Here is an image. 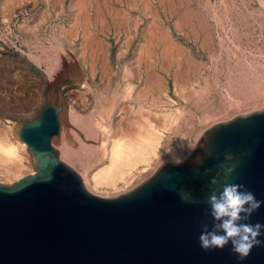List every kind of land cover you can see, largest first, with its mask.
<instances>
[{"label":"rangeland","instance_id":"1","mask_svg":"<svg viewBox=\"0 0 264 264\" xmlns=\"http://www.w3.org/2000/svg\"><path fill=\"white\" fill-rule=\"evenodd\" d=\"M145 3H140L143 15L152 6L161 21V30H154L153 35L158 39L163 34L172 41L170 53L165 52V39L153 38L155 43H148L140 30V37L132 39L128 50L120 55H116L117 48L120 50L117 45L124 39H97L102 53L92 52L95 57L89 58L91 52H85L82 37L59 30L55 38H48L33 31V10L17 6V0H0V146L15 145L19 154L12 157L1 152V182L11 183L33 172L26 149H21V142L11 135L12 126L15 120L34 116L44 90L56 81L63 84L61 92L68 110L62 122L66 130L62 128L64 134L52 144L90 191L109 197L133 188L162 163L183 160L198 134L211 124L264 106V0ZM136 4L139 9L138 0ZM17 11L21 14L12 17ZM63 67L78 69L81 74L61 76ZM72 113L81 121L72 120ZM147 121L162 135L155 156L150 154L151 161L135 165L133 176L126 182L92 185V173L110 162L108 148L113 146V137L121 138V142L130 136L135 139ZM129 129L136 130L135 135L126 136ZM97 134L107 135L105 146Z\"/></svg>","mask_w":264,"mask_h":264},{"label":"water","instance_id":"2","mask_svg":"<svg viewBox=\"0 0 264 264\" xmlns=\"http://www.w3.org/2000/svg\"><path fill=\"white\" fill-rule=\"evenodd\" d=\"M62 86L53 82L34 116L13 123L33 173L0 181V264H264V228L242 260L230 242H198L212 225L208 197L224 183L262 202L242 222L264 225V106L211 124L183 160L109 197L87 190L51 144L66 112Z\"/></svg>","mask_w":264,"mask_h":264},{"label":"crops","instance_id":"3","mask_svg":"<svg viewBox=\"0 0 264 264\" xmlns=\"http://www.w3.org/2000/svg\"><path fill=\"white\" fill-rule=\"evenodd\" d=\"M17 1V6H24L33 10V31H39L48 38H55L59 30L62 32L68 30L69 34L67 35L75 38L81 36L85 39L90 36V39L94 38L96 41L100 38L110 37L124 39L119 40V46L117 45V47L120 50L118 52L117 48L116 55H120L119 53L128 50L131 40L140 37V30L143 32L144 37L151 36V40L154 38L152 37L154 29L161 30V21L159 22V19L156 17L154 9L148 8V11L144 14L145 17L140 9V3L147 2V0H138L140 10L137 8V0H84L85 2L87 1V4L79 0L78 2H81L82 5L85 3L81 6L82 8L79 7L77 1L73 2V0H56V2L54 0ZM83 7L85 8L83 9ZM137 11L140 13V17ZM151 11L154 12L152 13ZM74 18L79 20H75ZM98 42L100 44V41ZM151 43H154V41L152 40ZM90 46L86 44L84 46L87 53L91 50ZM96 50V48H93L91 51L101 53V46H98V50ZM132 68L134 66H124V69Z\"/></svg>","mask_w":264,"mask_h":264},{"label":"bare ground","instance_id":"4","mask_svg":"<svg viewBox=\"0 0 264 264\" xmlns=\"http://www.w3.org/2000/svg\"><path fill=\"white\" fill-rule=\"evenodd\" d=\"M77 2L79 1V0H76ZM77 2H76V4H77ZM81 2H85L84 0L82 1L81 0ZM81 2H78V4H79V7H81V6H83L85 3H83V5H82V3ZM147 2H148V0H147ZM146 2V3H147ZM173 2V1H172ZM81 3V4H80ZM103 3V2H102ZM143 3V2H142ZM152 3V2H151ZM87 4V3H86ZM148 4V3H147ZM86 6V5H85ZM93 6H95V5H93ZM99 7V6H98ZM105 7V6H104ZM77 8V7H76ZM82 8V7H81ZM85 7H83V9H84ZM151 8H152V6H151ZM78 10H80L79 8H78ZM99 11H100V9H99ZM95 12V11H94ZM152 12V11H151ZM154 12V11H153ZM152 12V13H153ZM84 13V12H83ZM96 13V12H95ZM114 13V12H113ZM76 14V13H75ZM82 15V14H81ZM95 16V15H94ZM100 16V15H99ZM179 16H180V14H179ZM178 16V17H179ZM76 17H79V16H76ZM85 17H86V15H85ZM101 17V16H100ZM161 17V16H160ZM94 18V17H93ZM96 18V17H95ZM75 19V18H74ZM75 20H79V19H75ZM100 20H101V18H100ZM84 21V20H83ZM76 22V21H75ZM81 22H82V20H81ZM79 23V22H78ZM85 23V22H84ZM158 23V22H157ZM81 24V23H80ZM75 25H76V23H75ZM150 28V27H149ZM152 29V28H151ZM155 31H157L156 29H154ZM75 31V30H74ZM147 31V30H146ZM152 31H153V29H152ZM83 32V31H82ZM154 32V31H153ZM152 32V33H153ZM93 34V33H92ZM89 35V34H88ZM91 35V34H90ZM146 35H147V33H146ZM152 35V34H151ZM161 35V34H160ZM165 35V34H164ZM71 36V35H70ZM168 36V35H167ZM81 37V36H80ZM85 37V36H84ZM92 37V36H91ZM152 37H154V40L155 41H157V40H159L160 38H163V39H165V41H166V43H165V46H166V51L165 52H167L168 53V51H169V53H170V50L173 48V46H172V41L171 40H167V38H166V36H163V34L161 35V36H158V39L156 38L157 37V34L154 36V35H152ZM199 37V36H198ZM148 38V43H151V42H149L150 40H151V36H148L147 37ZM147 38H146V42H147ZM149 38H150V40H149ZM169 38V37H168ZM85 41H83V40ZM81 40L87 45V46H89V45H91L90 46V49L92 50V48H96L97 50H98V46H101L100 44H99V42L98 41H96V40H94V38L93 39H90V36H89V38L88 37H86L85 39L84 38H82ZM171 41V42H170ZM82 42V43H83ZM81 43V42H80ZM80 44L81 46L83 45V44ZM155 43V42H154ZM152 44V43H151ZM103 45V44H102ZM140 45H141V43H140ZM145 45V44H144ZM164 45V44H163ZM177 45V44H176ZM151 46V45H150ZM153 46V45H152ZM178 46V45H177ZM83 47V46H82ZM84 48V47H83ZM83 48H81V49H83ZM105 48V47H104ZM141 48V47H140ZM139 48V49H140ZM163 48V47H162ZM80 49V50H81ZM86 49H88V48H86ZM145 49H146V47H145ZM149 49V48H148ZM170 49V50H169ZM79 50V49H78ZM91 50H89V52H91L90 54H87V55H89V58H90V55H93L92 54V52H94V51H91ZM96 50V51H97ZM176 50V49H175ZM177 50H179V47L177 48ZM87 51V50H86ZM85 51V52H86ZM81 52V54L83 53L82 52V50L80 51ZM88 52V53H89ZM162 52V51H161ZM96 53V52H95ZM102 53V52H101ZM103 53H104V51H103ZM78 54V53H77ZM84 54V53H83ZM86 54V53H85ZM100 54V53H99ZM101 55V54H100ZM179 55V54H178ZM183 55V54H182ZM30 56V55H29ZM84 56V55H83ZM86 56V55H85ZM94 56V55H93ZM104 56V55H103ZM95 57V56H94ZM147 57V56H146ZM34 59H36L35 57H33ZM85 58V57H84ZM166 58H168V57H166ZM178 58V57H177ZM176 58V59H177ZM78 59V58H77ZM91 59H92V56H91ZM151 59V58H150ZM153 60V59H152ZM164 60V59H163ZM37 61V60H36ZM85 61V60H84ZM147 62V61H146ZM145 62V63H146ZM138 63H139V61H138ZM151 63V62H150ZM153 63V62H152ZM151 63V64H152ZM187 63V62H186ZM180 64V63H179ZM91 65V64H90ZM101 65V64H100ZM139 65V64H138ZM137 65V66H138ZM146 65V64H145ZM140 66V65H139ZM138 66V67H139ZM178 66V65H177ZM137 67V69H139ZM147 67V66H146ZM102 68H105V67H103V65H102ZM107 68V67H106ZM155 68V67H154ZM64 69V70H63ZM107 70H109V69H107ZM62 71H63V73H59L61 76H62V74L63 75H72V76H79L81 73H80V71L78 70V69H74V68H69V69H65V67H63L62 68ZM90 71V70H89ZM50 72V71H49ZM61 72V71H60ZM153 72V71H152ZM102 73H103V71H102ZM138 73V72H137ZM177 73V72H176ZM150 74V73H149ZM174 74H175V72H174ZM48 75L50 76V73H48ZM138 75H139V73H138ZM57 76L59 77V75L57 74ZM101 76V75H100ZM159 76H161V75H159ZM175 76V75H174ZM56 77V76H55ZM138 77V76H137ZM148 77V76H147ZM158 78V77H157ZM179 79V78H178ZM145 80H146V78H145ZM151 80H153L152 78H151ZM148 81V80H147ZM145 82V81H144ZM156 82V81H155ZM154 82V83H155ZM178 82V81H177ZM127 84V83H126ZM125 84V87L127 86ZM145 84V83H144ZM149 85V84H148ZM148 85H146V86H148ZM163 85V84H162ZM128 86H129V84H128ZM156 86V85H155ZM148 88H149V86H148ZM122 89V88H121ZM127 90H128V88H126ZM138 90H140V88L138 89ZM146 90V89H145ZM124 91H126V90H124ZM141 93V92H140ZM142 94V93H141ZM136 97H138V96H136ZM67 100V99H66ZM140 102V101H139ZM67 110H68V102L66 101V112H65V114H64V116H63V119L60 121V125H59V127H60V129H59V133H58V137L57 138H59L60 136H61V134H64V132H61L64 128L62 127V122H64L65 121V115H66V113H67ZM144 110V109H143ZM140 112V111H139ZM138 112V113H139ZM143 113V112H142ZM141 113V114H142ZM106 114V113H105ZM125 114V113H124ZM131 115V114H130ZM134 115H136V114H134ZM138 116V115H137ZM136 116V117H137ZM113 117V116H112ZM135 117V116H134ZM144 117H146V116H144ZM148 117V116H147ZM124 118V117H123ZM71 119L72 120H74L75 122H79V121H81V117L80 116H77V115H75L74 113H72L71 114ZM86 119V121H87V118H85ZM127 119L129 120V117H127ZM138 119V118H137ZM148 119V118H147ZM68 120V119H67ZM89 120V119H88ZM106 120V119H105ZM123 120V119H122ZM121 120V121H122ZM127 120V121H128ZM139 120V119H138ZM108 121V120H107ZM149 121H150V119H149ZM116 122V121H115ZM142 122V121H141ZM87 123V122H86ZM89 123V122H88ZM98 123V122H97ZM107 123V122H106ZM119 123H120V121H119ZM144 123V122H143ZM151 123V122H150ZM121 124V123H120ZM123 124V123H122ZM127 124V123H126ZM129 124V123H128ZM67 125V124H66ZM133 125V124H132ZM158 125V124H157ZM92 125L90 124V127H91ZM125 126V125H124ZM93 128H95L94 126H92ZM92 127H91V129H92ZM116 127V126H115ZM119 126H117V128H118ZM122 127V126H121ZM127 127V126H126ZM126 127H124L123 129H126ZM129 127V126H128ZM135 127V126H134ZM138 127V126H137ZM137 127H135V128H137ZM159 127L160 128H162L160 125H159ZM11 128V127H10ZM63 128V129H62ZM116 128V129H117ZM101 129V128H100ZM104 129H105V127H104ZM66 129H64V131H65ZM68 130V129H67ZM71 130V129H70ZM93 131H94V129H92ZM118 130V129H117ZM160 130V129H159ZM99 131H101V130H99ZM103 131V130H102ZM101 131V132H102ZM134 131V130H133ZM139 136L138 137H135V139L134 138H132V136H130V135H135V133H136V130L134 131V132H132V130H128V131H125L126 133H125V135L127 136V135H129L130 136V138H126L127 140H125V139H123V141L121 142L120 140H122L121 138L119 139H117V137H113L114 138V140H115V142H114V140L112 139L111 141H112V145L113 146H111V148H110V146H109V148H108V152H109V160H110V162L109 163H107L105 166H103L102 165V167L100 168H98L97 170H95L92 174V176H90L91 178V180H92V185L94 184V186L95 185H113V186H116L117 185V182H119V181H128V180H130L129 178L130 177H132L133 176V173H132V168L135 166V165H137L138 163H146V162H148L149 160H150V154L152 155L153 154V156H155V154H156V148L158 147L157 145H158V142H159V139H161L160 137L162 136L161 135V132L159 133V131L156 129H154L153 128V126H152V124H150L149 125V123H148V121L146 122V123H144L142 126H141V130L139 129ZM81 132V131H80ZM100 132V133H101ZM104 132V131H103ZM67 133V132H66ZM99 133V132H98ZM106 133V132H105ZM128 133V134H127ZM93 134H95V133H93ZM119 134V132L117 133V135ZM138 134H136V135H138ZM68 135V134H67ZM89 135H90V133H89ZM88 135V136H89ZM98 135V140H101L100 142L102 143V144H104L105 142L104 141H107L106 140V137H107V135H106V137H105V135L104 134H97ZM103 135H104V137H103ZM125 135H123V133H122V135L121 136H125ZM161 135V136H160ZM199 135V134H198ZM5 136V135H4ZM87 137V136H86ZM118 137H120V136H118ZM6 138V137H5ZM56 137H53L52 139H51V144L53 143V141L55 140V139H57ZM61 138V137H60ZM64 138H65V136H64ZM64 138H62L63 140H64ZM89 138V137H88ZM119 141V142H116L117 140ZM197 139V138H196ZM1 140V139H0ZM59 140V139H58ZM125 140V141H124ZM1 143H2V141H0ZM59 142V141H58ZM66 142V141H65ZM99 141H98V143H100ZM67 143V142H66ZM93 143V142H92ZM100 143V144H101ZM114 143V144H113ZM116 143V144H115ZM69 144V143H68ZM91 144V143H90ZM52 145H54V144H52ZM106 144H104L103 146H105ZM3 146L4 147H2L1 148V146H0V148H1V150H0V157H1V159L4 157V156H2L3 154L4 155H7V156H12V157H18L19 156V154H18V152H17V147L15 146V145H10V146H7L6 147V144H3ZM20 147H21V149H25V143H23V142H21L20 143V145H19ZM55 147V146H54ZM63 147V146H62ZM57 149V148H56ZM57 151H58V156H59V159H61L62 160V155H61V157H60V153H59V150L57 149ZM1 152H2V155H1ZM63 153V152H62ZM21 158H23V157H21ZM21 158H18V160L19 159H21ZM5 159H7V158H5ZM104 159V158H103ZM4 160V159H3ZM8 160V159H7ZM5 161V160H4ZM11 161H12V159H11ZM63 161V160H62ZM151 161V160H150ZM63 162H65V161H63ZM66 163V162H65ZM67 165H69L68 163H66ZM146 165V164H145ZM70 166V165H69ZM71 167V166H70ZM79 176H80V178H81V180H82V183H83V185L85 186V188L87 189V190H89L87 187H86V185H85V182H84V179L82 178V176L73 168V167H71ZM33 173V172H32ZM30 174V173H29ZM86 179V178H85ZM124 183V182H123ZM90 191V190H89ZM90 192H92V191H90ZM93 193V192H92ZM95 194V193H94ZM98 195V194H97ZM100 196H102V195H100Z\"/></svg>","mask_w":264,"mask_h":264},{"label":"clouds","instance_id":"5","mask_svg":"<svg viewBox=\"0 0 264 264\" xmlns=\"http://www.w3.org/2000/svg\"><path fill=\"white\" fill-rule=\"evenodd\" d=\"M232 171V167L226 170L227 174ZM211 183H216L215 178ZM261 203L241 184L224 183L218 191L213 190L208 197L212 225L210 229L208 225L201 227L198 237L200 247L203 250L223 249L230 242L231 250L238 259L246 258L254 246L261 244L257 237L264 225L242 221H247Z\"/></svg>","mask_w":264,"mask_h":264},{"label":"built area","instance_id":"6","mask_svg":"<svg viewBox=\"0 0 264 264\" xmlns=\"http://www.w3.org/2000/svg\"><path fill=\"white\" fill-rule=\"evenodd\" d=\"M18 14H21V12H20V11H17L16 13H14V14L12 15V17H16V16H18Z\"/></svg>","mask_w":264,"mask_h":264}]
</instances>
